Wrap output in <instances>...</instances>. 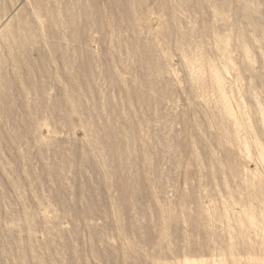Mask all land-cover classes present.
Masks as SVG:
<instances>
[{"label": "rangeland", "instance_id": "rangeland-1", "mask_svg": "<svg viewBox=\"0 0 264 264\" xmlns=\"http://www.w3.org/2000/svg\"><path fill=\"white\" fill-rule=\"evenodd\" d=\"M0 264H264V0H0Z\"/></svg>", "mask_w": 264, "mask_h": 264}]
</instances>
